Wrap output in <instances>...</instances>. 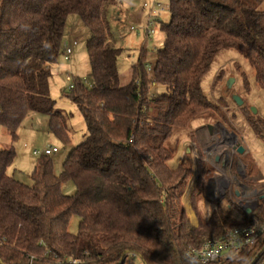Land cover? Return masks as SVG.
<instances>
[{
    "label": "trees",
    "instance_id": "16d2710c",
    "mask_svg": "<svg viewBox=\"0 0 264 264\" xmlns=\"http://www.w3.org/2000/svg\"><path fill=\"white\" fill-rule=\"evenodd\" d=\"M263 5L264 0H170L155 68L148 72L142 49L131 83L122 87L123 50L111 42L107 22L113 0H0V127L13 143L25 119L37 113L49 117L58 141L71 145L67 117L55 110L51 96L52 68L65 55L70 16H79L91 33L92 69V86L70 77L65 92L87 134L60 175L53 158L43 156L33 185H25L9 173L15 148H0V264H194L190 247L236 227L263 226L264 205L238 219L229 200L195 226L183 197L195 177L190 201L199 219L197 203L215 170L202 160L196 169L170 167L177 132L212 116L228 122L204 88L220 54L234 50L247 60L264 91ZM152 85L166 91L152 97ZM246 115L253 134L264 139V119ZM68 183L76 187L75 196L62 193ZM74 216L81 219L76 235L70 232ZM222 264H264V238L250 257Z\"/></svg>",
    "mask_w": 264,
    "mask_h": 264
},
{
    "label": "rangeland",
    "instance_id": "374dc122",
    "mask_svg": "<svg viewBox=\"0 0 264 264\" xmlns=\"http://www.w3.org/2000/svg\"><path fill=\"white\" fill-rule=\"evenodd\" d=\"M116 6H110L107 13V22L110 28L111 42L117 49L123 50L118 60L120 75V86L124 87L133 79V66L138 63L142 49L148 54V72H152L156 66L158 51L163 49L166 35L161 26L170 21V0H113ZM160 5L154 15L145 5ZM264 10V5L262 6ZM91 33L84 26L81 18L77 15L70 16L67 22L64 45L72 48L73 54L70 61H65L62 54L59 63L53 70L51 80V96L56 102L55 110L67 117V124L71 136V145L62 144L51 133L49 117L43 114L31 113L24 121L18 132V140L13 143L7 131L0 127V148L14 147L16 159L9 173L25 185L32 186L31 176L37 167V162L43 156H35L34 152H45L50 146H56L59 152L54 154L55 174L60 175L63 164L67 160L72 149L80 145L87 134L86 124L78 108L67 98L65 92L69 91L72 83L67 77L80 78L90 87L92 73L87 44ZM246 74L247 78L242 76ZM222 75V79L218 77ZM256 72L250 63L241 57L236 51H225L217 58L211 72L204 80V88L209 97L219 106L227 118L226 122L220 116H212L196 121L185 132H177L172 139V146L177 148L174 159L170 162L172 169L177 168L181 163L192 165L196 169V162L205 158L201 144L197 139V132L204 126L225 128L228 137L237 136L245 142L247 149L239 159L245 166L244 171L247 178L238 176L234 167V174L237 175L243 184L242 188L264 189V139H258L252 132L246 111L252 113L257 110L255 116L264 119V91L255 84ZM248 81L249 85L246 83ZM232 82V85L230 83ZM151 96L166 91L158 85L150 88ZM237 98L243 101L242 105L237 104ZM244 108V109H243ZM252 111V112H251ZM254 113V112H253ZM253 115V114H252ZM191 133L194 134L192 137ZM236 146V144H235ZM203 162V161H202ZM215 174V173H214ZM195 177L189 183L188 189L183 197L185 209L189 218L195 226L199 221H206L216 209L217 204L202 197L197 203L199 219L191 206V194L194 188ZM263 183V184H261ZM76 187L72 183L63 185L62 193L72 197L76 195ZM225 200L221 204H226ZM232 212L235 218L244 219L249 214L237 204H233ZM81 219L74 216L70 223V232L77 234ZM133 261H137L133 257Z\"/></svg>",
    "mask_w": 264,
    "mask_h": 264
},
{
    "label": "built area",
    "instance_id": "2783aa9c",
    "mask_svg": "<svg viewBox=\"0 0 264 264\" xmlns=\"http://www.w3.org/2000/svg\"><path fill=\"white\" fill-rule=\"evenodd\" d=\"M145 8L150 9L151 15H154L160 5L153 4L151 7L145 5ZM72 54V48L66 45L65 60L70 61ZM67 80L70 82L71 78L68 77ZM221 126H204L196 135L205 155L202 161L215 170L214 176L207 182L204 196L216 203L229 200L247 213L251 211L250 214L248 213L251 216L257 208L264 205V189L238 186L237 182L243 184L238 176L247 178L238 150L241 147L247 149V146L235 135L228 137L225 133L227 130ZM58 152L56 146H51L42 153L35 151L34 155L52 157ZM234 167L238 176L233 172ZM262 238H264V225L250 224L236 227L199 248L190 247L187 256L194 264H222L236 259H246L252 255Z\"/></svg>",
    "mask_w": 264,
    "mask_h": 264
},
{
    "label": "water",
    "instance_id": "95a60500",
    "mask_svg": "<svg viewBox=\"0 0 264 264\" xmlns=\"http://www.w3.org/2000/svg\"><path fill=\"white\" fill-rule=\"evenodd\" d=\"M230 85H232V82L230 83ZM237 104L238 105H242L243 101L241 99L237 98ZM253 112H254V114H257V110L256 109H253ZM238 152H239L240 155H244L246 153V148L245 147H241V148H239ZM248 213L250 214L251 211H249Z\"/></svg>",
    "mask_w": 264,
    "mask_h": 264
},
{
    "label": "crops",
    "instance_id": "0c3cea01",
    "mask_svg": "<svg viewBox=\"0 0 264 264\" xmlns=\"http://www.w3.org/2000/svg\"><path fill=\"white\" fill-rule=\"evenodd\" d=\"M68 78V77H67ZM51 147V146H50Z\"/></svg>",
    "mask_w": 264,
    "mask_h": 264
}]
</instances>
